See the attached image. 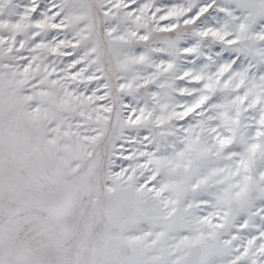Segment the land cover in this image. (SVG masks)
<instances>
[{
	"label": "snow or ice",
	"instance_id": "snow-or-ice-1",
	"mask_svg": "<svg viewBox=\"0 0 264 264\" xmlns=\"http://www.w3.org/2000/svg\"><path fill=\"white\" fill-rule=\"evenodd\" d=\"M0 264H264V0H0Z\"/></svg>",
	"mask_w": 264,
	"mask_h": 264
}]
</instances>
